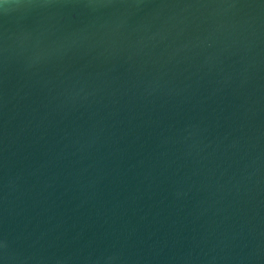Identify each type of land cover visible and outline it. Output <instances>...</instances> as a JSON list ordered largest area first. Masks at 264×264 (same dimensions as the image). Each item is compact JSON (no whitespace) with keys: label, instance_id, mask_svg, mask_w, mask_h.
Masks as SVG:
<instances>
[{"label":"water","instance_id":"1","mask_svg":"<svg viewBox=\"0 0 264 264\" xmlns=\"http://www.w3.org/2000/svg\"><path fill=\"white\" fill-rule=\"evenodd\" d=\"M0 264H264V0H0Z\"/></svg>","mask_w":264,"mask_h":264}]
</instances>
